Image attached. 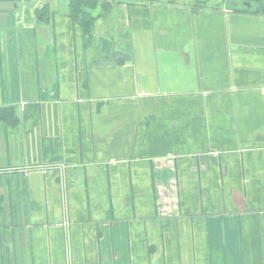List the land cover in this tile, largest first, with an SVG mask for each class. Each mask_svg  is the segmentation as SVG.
<instances>
[{"label":"crops","instance_id":"0c3cea01","mask_svg":"<svg viewBox=\"0 0 264 264\" xmlns=\"http://www.w3.org/2000/svg\"><path fill=\"white\" fill-rule=\"evenodd\" d=\"M226 1L2 19L0 264H264V13Z\"/></svg>","mask_w":264,"mask_h":264},{"label":"flooded vegetation","instance_id":"af4514ba","mask_svg":"<svg viewBox=\"0 0 264 264\" xmlns=\"http://www.w3.org/2000/svg\"><path fill=\"white\" fill-rule=\"evenodd\" d=\"M38 0H0V22L2 19H7L11 15H16L22 10L24 11L28 7L32 6V4ZM71 1V0H70ZM99 2H108V1H115L119 2L116 0H97ZM264 7V0H258ZM49 5L46 4L42 9H37L36 14L41 13V10H45ZM1 198V194H0ZM1 205V204H0ZM1 210V208H0Z\"/></svg>","mask_w":264,"mask_h":264},{"label":"water","instance_id":"95a60500","mask_svg":"<svg viewBox=\"0 0 264 264\" xmlns=\"http://www.w3.org/2000/svg\"><path fill=\"white\" fill-rule=\"evenodd\" d=\"M226 10L246 13V14H259L264 13V7L258 0H227L226 1ZM3 170L0 169V177L3 176ZM1 194V188H0ZM1 204V203H0ZM2 209V205H0ZM0 224V229H1ZM1 241V237H0Z\"/></svg>","mask_w":264,"mask_h":264},{"label":"trees","instance_id":"16d2710c","mask_svg":"<svg viewBox=\"0 0 264 264\" xmlns=\"http://www.w3.org/2000/svg\"><path fill=\"white\" fill-rule=\"evenodd\" d=\"M70 11H71V17L75 20L80 21V25L85 31H89L91 28L92 22L88 20L87 13H85L83 10L86 7H94L96 4H98L99 1L97 0H71L70 1ZM4 111L0 110V116Z\"/></svg>","mask_w":264,"mask_h":264},{"label":"rangeland","instance_id":"374dc122","mask_svg":"<svg viewBox=\"0 0 264 264\" xmlns=\"http://www.w3.org/2000/svg\"><path fill=\"white\" fill-rule=\"evenodd\" d=\"M116 1H130V0H116ZM131 1H133V0H131ZM136 1V0H135ZM149 1H151V0H149ZM155 1H169V0H155ZM222 1V0H221Z\"/></svg>","mask_w":264,"mask_h":264}]
</instances>
